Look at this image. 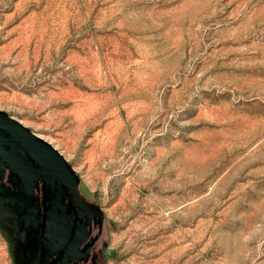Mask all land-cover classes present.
<instances>
[{"label": "rangeland", "instance_id": "rangeland-1", "mask_svg": "<svg viewBox=\"0 0 264 264\" xmlns=\"http://www.w3.org/2000/svg\"><path fill=\"white\" fill-rule=\"evenodd\" d=\"M0 110L102 208L81 264H264V0H0ZM20 201L0 264L44 263L71 223Z\"/></svg>", "mask_w": 264, "mask_h": 264}, {"label": "water", "instance_id": "water-1", "mask_svg": "<svg viewBox=\"0 0 264 264\" xmlns=\"http://www.w3.org/2000/svg\"><path fill=\"white\" fill-rule=\"evenodd\" d=\"M39 176L43 180L45 209L51 212L49 221L56 219L54 211H51L55 208L59 209V227L67 216H74L68 245L56 259L47 263L66 264L90 252L105 237V214L101 207L82 194L78 176L52 144L0 110V216H4L8 223L12 221L4 213L12 211V202L27 199L36 207L33 189L37 179L33 178ZM94 221L98 223L97 236L79 249L95 229Z\"/></svg>", "mask_w": 264, "mask_h": 264}, {"label": "flooded vegetation", "instance_id": "flooded-vegetation-1", "mask_svg": "<svg viewBox=\"0 0 264 264\" xmlns=\"http://www.w3.org/2000/svg\"><path fill=\"white\" fill-rule=\"evenodd\" d=\"M39 197H40V195H39ZM37 203H38L37 205H39V206L41 207L42 211H43V209L45 210V205L47 204V202H46L45 200H43V194L41 195V199H40V198L38 199V202H37ZM66 219H67V222H68V223H71V224H70V225H71L70 228L73 229L74 221H72V220L74 219V216H73V215H72L71 217H68V216H67ZM72 222H73V224H72ZM94 228H95V229L93 230L91 236H90V237H89V238H88V239H87V240H86V241H85V242L79 247V249H83V247H84L86 244L92 242V240L97 236V233H98V223H97L96 221H94ZM71 235H72V230H71V233H70L69 237L67 238V241H66V243H65L64 248L66 247V245H68V243H69V241H70V238H71ZM103 240H104V238L101 240V242H99L96 246H94V247L91 249L90 252H88V253H86V254L80 256V257H77L76 259H73V260L69 261V262L66 263V264H81L82 261H83L84 259L89 258L91 255H92V258L95 257V255L93 254V251L96 250V248L99 247V246L101 245V243H102ZM63 250H64V249H62L57 255L51 257L49 260H47V261H45L44 263H41V264H47V263H50L51 261H53L54 259H56V258H57V257L63 252ZM90 262H91V261H90Z\"/></svg>", "mask_w": 264, "mask_h": 264}]
</instances>
